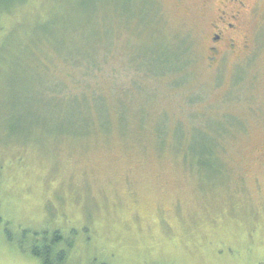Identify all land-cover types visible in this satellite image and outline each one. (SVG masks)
Returning <instances> with one entry per match:
<instances>
[{
    "label": "rangeland",
    "instance_id": "rangeland-1",
    "mask_svg": "<svg viewBox=\"0 0 264 264\" xmlns=\"http://www.w3.org/2000/svg\"><path fill=\"white\" fill-rule=\"evenodd\" d=\"M198 5L24 0L0 17V264H40L30 248L55 231L66 264H264V5L247 57L213 66ZM83 77L108 112L35 98Z\"/></svg>",
    "mask_w": 264,
    "mask_h": 264
},
{
    "label": "flooded vegetation",
    "instance_id": "flooded-vegetation-1",
    "mask_svg": "<svg viewBox=\"0 0 264 264\" xmlns=\"http://www.w3.org/2000/svg\"><path fill=\"white\" fill-rule=\"evenodd\" d=\"M264 0H199L198 17L203 22L206 60L213 66L232 58L242 61L250 44L247 19L255 14Z\"/></svg>",
    "mask_w": 264,
    "mask_h": 264
},
{
    "label": "trees",
    "instance_id": "trees-1",
    "mask_svg": "<svg viewBox=\"0 0 264 264\" xmlns=\"http://www.w3.org/2000/svg\"><path fill=\"white\" fill-rule=\"evenodd\" d=\"M23 1L24 0H0V17L3 16L4 14L12 13L16 5L20 4ZM98 48L103 49L100 47V45L98 46ZM55 53L58 55L57 52ZM74 65L82 66L85 74V75L83 74V76L84 77L87 76L89 78L94 74H96L100 70V67H102L100 63L74 64ZM84 77L83 80L82 78L76 79L77 80L76 84L80 85L82 88L85 89L84 82H86L87 79H85ZM54 88H55L54 90L51 89L50 92L46 93L47 97L43 93V90L42 91L37 90L35 92V98H37L38 102L41 105H49V103L51 102V107H58V106L60 107V103L64 102L62 99L67 100L68 102L65 103L68 105L73 103L74 105L78 106L79 103H81V101H85L86 96L89 95L88 97L91 98L92 101H96L97 103H99L102 100L105 103V107H104L105 111L108 112L110 108L113 107L109 105L106 96H103V94L95 95L93 94V92L88 93L89 91H87V89L82 90V92H73V90L70 91L66 85H61V86L58 85L55 86ZM74 89H76V87ZM216 146H217L216 144H213L212 146L209 147V149L206 150L202 149L201 151H198L194 154L193 159L196 160L195 163L198 165V167L211 168V166H209V163L212 162L214 155L216 156L215 154ZM204 154L207 155L206 156L207 159L203 157L205 156ZM65 245H68V242H66L65 238L60 232L55 231L53 234L48 236L43 234V236L39 239V241L31 246L29 252L33 258L37 259L40 262V264H66L67 253L65 250ZM102 264H106V263H102Z\"/></svg>",
    "mask_w": 264,
    "mask_h": 264
}]
</instances>
